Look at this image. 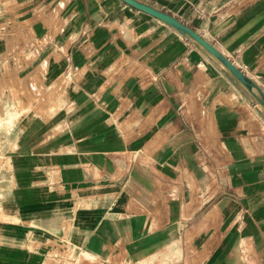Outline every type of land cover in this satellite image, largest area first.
<instances>
[{"label":"crops","instance_id":"1","mask_svg":"<svg viewBox=\"0 0 264 264\" xmlns=\"http://www.w3.org/2000/svg\"><path fill=\"white\" fill-rule=\"evenodd\" d=\"M148 1L264 89V0ZM9 96L35 109L0 264H264V118L168 25L121 0H0Z\"/></svg>","mask_w":264,"mask_h":264},{"label":"water","instance_id":"2","mask_svg":"<svg viewBox=\"0 0 264 264\" xmlns=\"http://www.w3.org/2000/svg\"><path fill=\"white\" fill-rule=\"evenodd\" d=\"M121 1L131 8L146 13L168 25L201 50L232 80L264 118V89L233 58L225 54L214 41L148 0Z\"/></svg>","mask_w":264,"mask_h":264},{"label":"rangeland","instance_id":"3","mask_svg":"<svg viewBox=\"0 0 264 264\" xmlns=\"http://www.w3.org/2000/svg\"><path fill=\"white\" fill-rule=\"evenodd\" d=\"M35 89L36 87H34L32 90ZM7 92L11 93L10 90H8ZM6 99H10L14 103V98L12 99V97L9 96ZM21 104L22 103L18 104L15 102V104L11 107V109L17 110L21 113L19 123L17 122L16 126L13 129H11L12 131L9 130L0 133V192H1L0 202L2 201L1 195H3L4 192H6V190L11 189L12 187L11 177H10V173H11L10 155L11 152L14 150L15 140L18 134L21 133L20 131L21 123L24 118L28 116H32V112H34L35 109L32 103H24L25 105L22 104L24 106V110H23V107L21 109Z\"/></svg>","mask_w":264,"mask_h":264},{"label":"bare ground","instance_id":"4","mask_svg":"<svg viewBox=\"0 0 264 264\" xmlns=\"http://www.w3.org/2000/svg\"><path fill=\"white\" fill-rule=\"evenodd\" d=\"M22 104H24V103H22ZM22 104H21V109L23 107V110H24V106ZM13 105H14V103L12 102V100L6 99L4 104L0 108V133L13 129L16 126L17 122L19 123L21 113L17 110L11 109V107ZM23 112H26V111H23ZM8 133H10V132H8ZM0 194H1V192H0Z\"/></svg>","mask_w":264,"mask_h":264},{"label":"built area","instance_id":"5","mask_svg":"<svg viewBox=\"0 0 264 264\" xmlns=\"http://www.w3.org/2000/svg\"><path fill=\"white\" fill-rule=\"evenodd\" d=\"M243 69V68H242ZM243 70H245V69H243ZM246 71V70H245Z\"/></svg>","mask_w":264,"mask_h":264}]
</instances>
